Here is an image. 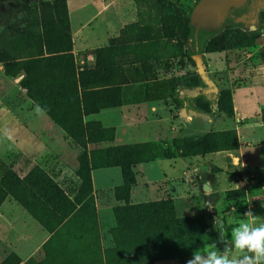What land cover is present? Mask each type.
Wrapping results in <instances>:
<instances>
[{"label":"rangeland","instance_id":"obj_1","mask_svg":"<svg viewBox=\"0 0 264 264\" xmlns=\"http://www.w3.org/2000/svg\"><path fill=\"white\" fill-rule=\"evenodd\" d=\"M57 1L0 0V39L3 33L9 36L16 29L34 27L33 24L41 17L54 22L50 9ZM81 1L85 0H67L72 17ZM163 1L175 7L179 18L190 20L200 0ZM233 1L237 2L228 8L224 23L215 30L224 35L225 42L232 46L204 53L207 56L198 57L192 65L185 58L187 43H183L180 51L182 43L173 42L175 47H171L169 58L157 64L144 62L141 70L140 65L133 66L132 80L139 83L132 85L133 94H146L151 99L172 97L175 109L190 116H184L185 124L181 123L179 132L182 136L167 134L153 142L111 145L115 130L102 128L100 123L92 121L87 133L79 136L86 144L85 150L71 140L82 149L76 171L79 184L73 197L15 148L11 134L15 121H12L11 115L14 113L17 116L18 110L24 107L23 92L19 87L21 76H5L0 64V183L5 173H10L16 180L13 188L4 190L6 196L0 206L5 200L14 201L31 217L27 209L34 211L52 229L50 233L33 217L52 235L43 247L45 258L38 264H58L55 258L63 254L98 255L99 264L105 263L106 254L112 264L116 261L125 263L130 258L151 257L152 260L175 255L192 258L196 250L202 253L212 250L210 245L213 243L221 252L225 247L232 248V229L238 226L240 220H251L243 216L246 212L251 211L259 217L255 224L264 222V144L259 146V139L264 142V125L245 126V119L241 116V113L257 115L259 120L263 118L261 123L264 124V106L260 112L256 106L258 101L264 102V81L261 87L241 84L243 79L250 78L247 72L251 66L256 70L253 77L257 74L261 79L264 77V0ZM209 13V8L197 10L194 19ZM5 47L0 41V52ZM5 49L18 57L10 47ZM132 59L128 56L117 64L131 63ZM157 65L162 69H156ZM143 80L153 81L141 83ZM120 94L121 90L116 89L115 93L103 95V99L115 105ZM176 111L171 112L172 118ZM58 112L71 121H78L74 109ZM197 124H200V130L195 134H183L185 126ZM185 137L194 138L195 143L210 152L204 153L200 149L198 154L180 157L176 141ZM165 160L170 161L167 172L173 177L172 184L169 188L158 185L165 195L153 201L148 198L149 202L140 204L162 202L168 205L173 202L177 203L173 207L170 205L174 211L162 208L163 212L154 209L146 212L144 208H130L140 205L130 203V194L136 185V166ZM81 162L84 166L82 170ZM108 168H118L122 182L113 193L120 205L105 214L97 212L91 172ZM123 172L126 175L124 178ZM87 178L90 183L85 182ZM132 179L133 185L130 184ZM52 183L56 186V193L50 187ZM203 185L209 189H203ZM127 190L128 203L125 201ZM169 190L179 196L177 202L171 199ZM58 191L60 198L56 197ZM2 196L0 192V198ZM179 204L180 211L176 207ZM117 208L121 209L115 211ZM217 218L218 223L214 226ZM160 221L162 224L156 226ZM155 239H160V243H152ZM232 254L237 257L242 255L234 248ZM17 263V258L10 255L3 264ZM31 263L37 264L34 261Z\"/></svg>","mask_w":264,"mask_h":264},{"label":"crops","instance_id":"obj_2","mask_svg":"<svg viewBox=\"0 0 264 264\" xmlns=\"http://www.w3.org/2000/svg\"><path fill=\"white\" fill-rule=\"evenodd\" d=\"M134 1H81L80 7L75 9L73 14L75 16L72 17L66 0L73 55L78 70L84 67L94 68L96 50L109 46V41L118 37L124 26L136 21ZM100 18L101 20L97 24ZM196 28L198 27L196 26ZM204 55L207 56L206 54L194 56V63L198 57ZM143 64L144 62L136 64L118 63L112 72L113 84L120 87L121 90V94L117 98L118 103L95 114L85 116L83 119L84 122H98L105 129L113 128L115 137L111 145L153 142L167 134H176L179 137L181 135L179 132L181 123L185 124L184 116L190 117L186 113H182L180 109H175L172 104V97L151 99L146 94H133V88H131L135 83L132 80L133 66L140 65L141 70ZM155 68L162 69L158 65ZM116 70L118 71L116 72ZM254 71L256 70L253 66L248 69L247 75L250 78L242 80L243 86L259 87L262 80L264 81V77L261 79L257 73L253 77ZM141 73L145 74L144 71ZM152 81L143 80L141 83ZM22 92L24 107L18 110L17 116L14 113L11 115L12 121H15L11 130L13 144L24 157L30 159L33 165L46 172L69 196L73 197L79 184L76 171L78 157L82 153V149L74 145L63 130L55 125L45 113H37L34 110L36 105L26 96L24 90ZM256 106L260 112L264 102L258 101ZM174 110H177L178 113L176 111L175 117L172 118L171 112ZM236 112L239 113L240 109L237 108ZM241 116L245 119V126L264 125L261 123L263 118L259 120L257 115L248 116L241 113ZM200 124H197L199 127L197 125L185 126L183 134H195V131L200 130ZM251 133L254 134V131ZM256 143L255 141L254 144ZM263 144L264 142L262 143L259 139V146ZM169 168L170 161L166 160L136 166V185L131 191L130 203L149 202L147 201L148 198L153 201L165 195V192H162L158 185L162 188H169L172 184L173 177L167 172ZM148 171L149 173H147ZM91 178L98 213H109L114 207L120 205L113 194L115 187L122 182L118 168L93 170ZM155 188L158 189L155 190ZM169 193L172 195L171 199L177 202L179 196L172 190H169ZM180 205H176L179 211ZM184 206L182 204V208ZM51 236L14 201L5 200L0 206V264H3L10 255L17 258V264H32V261L37 264L41 263L45 258L43 247ZM55 259L58 264H89L90 262L99 264L100 260L98 255L88 257L66 254ZM190 259L192 258L166 260L154 264H187Z\"/></svg>","mask_w":264,"mask_h":264},{"label":"trees","instance_id":"obj_3","mask_svg":"<svg viewBox=\"0 0 264 264\" xmlns=\"http://www.w3.org/2000/svg\"><path fill=\"white\" fill-rule=\"evenodd\" d=\"M134 3L136 21L124 26L119 36L109 41V46L96 50L95 65L91 69L84 67L78 70L75 65L66 0H58L50 9L55 17L54 22L50 23L41 17L38 22L33 24L34 27L27 26L16 29L9 36L3 33L0 39L6 47L11 48L14 54H18V57L9 54L6 47L0 52V64L3 66L4 75L10 78L21 76L19 87L25 91L26 96L32 102L36 101L41 108L48 109V111L42 112L84 150L86 144L79 136L87 133V127L92 122H84L83 119L85 116L114 106V102L103 99V95L115 93L116 89L120 90V87H116L111 81L113 68L119 60L132 56L131 63L133 64L142 62L157 64L169 58L171 47L174 46L173 42H177L178 45L182 43L180 51L184 47L183 43H187L185 58L194 65V56L222 51L232 46L225 42V36L221 33L198 29L190 23L189 18L186 20L179 18L175 7L167 1L135 0ZM37 104L35 105L37 106ZM72 109L76 110L78 121H71L58 112V110L69 111ZM194 140L192 137H185L176 141L178 143L176 149L179 151L180 157L198 154L200 149L204 153L210 152L203 149L202 145H198ZM80 167L81 170L84 169L82 162ZM125 176L123 172V178ZM85 182L90 183V179H85ZM14 183L16 180L10 173L3 175L0 183V192L3 193L0 204L6 196L4 190L13 188ZM130 184H134L133 179ZM50 187L56 193V186L53 183L50 184ZM126 193L125 201L128 203L129 190ZM54 195L56 196V194ZM56 197L60 198L59 191ZM172 203L169 202V207L160 202L133 205L130 208H144L146 212L149 209L162 211V208H168L171 210L170 205L173 207L175 204ZM21 205L24 207L23 204ZM119 209L121 208H117L115 211ZM27 211L52 233V229L39 218L38 214L29 209ZM162 221L158 222L156 226L161 225ZM153 242L155 245L159 244L160 239H155ZM106 255L104 264H112ZM186 257L187 255H175V257L168 256L152 260H150L151 257L130 258L125 263L116 261L114 264H154L174 258L182 260Z\"/></svg>","mask_w":264,"mask_h":264},{"label":"clouds","instance_id":"obj_4","mask_svg":"<svg viewBox=\"0 0 264 264\" xmlns=\"http://www.w3.org/2000/svg\"><path fill=\"white\" fill-rule=\"evenodd\" d=\"M37 104L36 101H33ZM37 113L48 109L41 108L39 104L34 109ZM243 216L251 220H240L238 226L232 229V248L225 247L223 252L215 248V244L210 245L212 250L193 252L192 259L187 264H264V222L258 225L254 222L259 218L251 211ZM218 223V218L214 221V226ZM233 248L239 250L242 255L234 256Z\"/></svg>","mask_w":264,"mask_h":264},{"label":"water","instance_id":"obj_5","mask_svg":"<svg viewBox=\"0 0 264 264\" xmlns=\"http://www.w3.org/2000/svg\"><path fill=\"white\" fill-rule=\"evenodd\" d=\"M236 2L237 1H233V0H223V1L200 0L193 9V12L191 14L190 17L191 23L195 24L200 29H205L207 31H215L219 29L221 25L224 23L228 8ZM206 7L209 8L210 13L203 18L197 20L194 19V15L196 11L201 9H206ZM214 13L217 14L214 15ZM203 189L208 190L209 187L207 185H203Z\"/></svg>","mask_w":264,"mask_h":264},{"label":"bare ground","instance_id":"obj_6","mask_svg":"<svg viewBox=\"0 0 264 264\" xmlns=\"http://www.w3.org/2000/svg\"><path fill=\"white\" fill-rule=\"evenodd\" d=\"M208 6H209V5H208ZM207 8H208V7H206V9H207ZM206 9H202V10H206ZM212 13H213V12H212ZM215 14H217V13H214V15H215Z\"/></svg>","mask_w":264,"mask_h":264}]
</instances>
